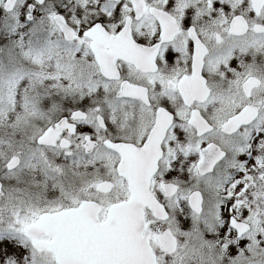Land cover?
Segmentation results:
<instances>
[{"label":"snow or ice","instance_id":"snow-or-ice-1","mask_svg":"<svg viewBox=\"0 0 264 264\" xmlns=\"http://www.w3.org/2000/svg\"><path fill=\"white\" fill-rule=\"evenodd\" d=\"M0 264H264V0H0Z\"/></svg>","mask_w":264,"mask_h":264}]
</instances>
